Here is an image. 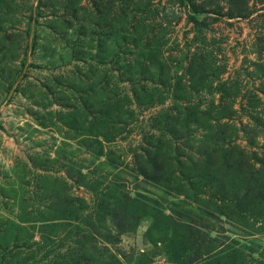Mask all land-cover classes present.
Instances as JSON below:
<instances>
[{
  "label": "rangeland",
  "instance_id": "1",
  "mask_svg": "<svg viewBox=\"0 0 264 264\" xmlns=\"http://www.w3.org/2000/svg\"><path fill=\"white\" fill-rule=\"evenodd\" d=\"M264 0H0V264H264Z\"/></svg>",
  "mask_w": 264,
  "mask_h": 264
},
{
  "label": "trees",
  "instance_id": "2",
  "mask_svg": "<svg viewBox=\"0 0 264 264\" xmlns=\"http://www.w3.org/2000/svg\"><path fill=\"white\" fill-rule=\"evenodd\" d=\"M264 122V121H263Z\"/></svg>",
  "mask_w": 264,
  "mask_h": 264
}]
</instances>
